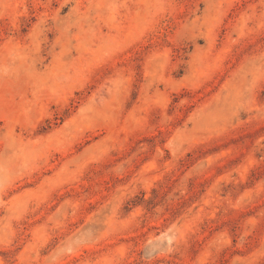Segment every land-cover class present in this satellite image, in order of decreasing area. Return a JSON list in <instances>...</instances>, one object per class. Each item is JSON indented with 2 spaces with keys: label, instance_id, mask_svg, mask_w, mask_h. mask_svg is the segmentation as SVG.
<instances>
[{
  "label": "rangeland",
  "instance_id": "374dc122",
  "mask_svg": "<svg viewBox=\"0 0 264 264\" xmlns=\"http://www.w3.org/2000/svg\"><path fill=\"white\" fill-rule=\"evenodd\" d=\"M0 264H264V0H0Z\"/></svg>",
  "mask_w": 264,
  "mask_h": 264
}]
</instances>
